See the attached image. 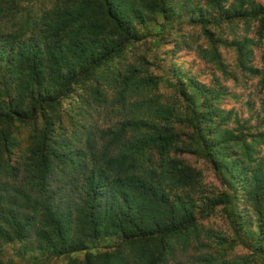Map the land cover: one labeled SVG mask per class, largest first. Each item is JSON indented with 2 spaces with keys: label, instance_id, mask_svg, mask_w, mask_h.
<instances>
[{
  "label": "trees",
  "instance_id": "obj_1",
  "mask_svg": "<svg viewBox=\"0 0 264 264\" xmlns=\"http://www.w3.org/2000/svg\"><path fill=\"white\" fill-rule=\"evenodd\" d=\"M24 1L31 0H0V22L12 23ZM177 16L207 39L202 58L220 64L223 44L264 91V50L262 66L251 63L264 42V6L254 0H55L21 24L22 36L36 30L34 44L0 23V156L14 148L19 129L27 132L24 161L13 169L0 164V264H16L3 258V247L14 245L15 257L30 252L33 264L264 262V97L255 131L239 122L228 128L221 90L193 77L162 79L148 63L116 62L154 36L152 26L160 36ZM239 24L243 36L235 35ZM225 28L233 38L221 39ZM162 81L178 102L163 100ZM79 86L98 109L84 115L89 126L75 127L76 147L65 137V119L74 125L77 109L65 115L62 106ZM95 116L109 124L92 130ZM183 155L208 163L218 189ZM216 212L229 234L202 225ZM110 238L116 244L105 252L75 257ZM237 245L249 254L222 257Z\"/></svg>",
  "mask_w": 264,
  "mask_h": 264
},
{
  "label": "rangeland",
  "instance_id": "obj_2",
  "mask_svg": "<svg viewBox=\"0 0 264 264\" xmlns=\"http://www.w3.org/2000/svg\"><path fill=\"white\" fill-rule=\"evenodd\" d=\"M196 2L197 0H192ZM203 2V0H200ZM257 3L264 6V0H254ZM55 4V0H31L24 1L21 6L12 11L10 15L11 22L2 21L0 23L5 24L7 28H12L14 36L21 35V24L26 21L32 22V18H36L44 11L50 9ZM29 13V17L26 16ZM182 17H175L171 20V25L167 27V31L160 36H155L159 32V26H152L150 33H154V36L144 38L143 40L135 43L129 50L124 52L122 56L116 60L122 65L129 63H148L146 69H148L153 75L161 77L162 79H168L175 81L176 77L183 76L185 78L193 77L200 83L211 87L216 90H221L225 93L223 98L219 102V107L225 112L230 113L229 120L227 122L228 128H235L238 122L246 127L255 131V127L258 124V120L262 113L260 112V101L264 97V91H261L257 85V78L244 74L238 67H236V53L226 47L223 44H218L217 51L219 52V62H214L209 59H204L199 55L198 49L201 46L203 49H208V41L201 34L199 27L187 24V19ZM36 30L30 28L26 33L29 39L32 38V44L36 41V34H33ZM37 33V32H36ZM217 33H222L221 39L229 40L234 37L230 33L229 29L225 28ZM22 36L20 41H28V37ZM164 35V36H163ZM236 36H243V25L239 24L235 33ZM249 37H253V34H249ZM0 50H4L6 47L5 36L0 34ZM163 39V40H162ZM17 41V40H16ZM264 50V42L259 48L254 49V59H252V65L255 67H261V55ZM151 65V66H150ZM90 87L97 90V85ZM82 90V91H81ZM164 101H179L175 97L174 90L169 88L162 81L160 84V91L158 92ZM93 100H90L89 92L82 86L76 87L74 92L67 97V100L63 103L62 113H67L72 108V105L77 109L78 116L75 119L74 125L65 119L68 126H65L70 130L65 136L66 139L73 141L74 146H81V134L78 133L74 137L76 126H89V121L84 120V115L87 113L96 114L97 107ZM64 115V116H65ZM97 123L93 124L92 130L96 128L106 127L109 124L108 120L103 118L98 119L95 116ZM85 122V123H84ZM87 124V125H86ZM27 132L23 129H19L16 134L12 136L14 148L10 149L7 153L0 156V164L3 163L4 167L13 169L22 163L25 159L26 146H27ZM57 139V138H56ZM58 140V139H57ZM181 158L189 163L193 168L200 171L203 177V182L206 186L212 187L211 189H218L219 184L215 179L209 164L203 159H199L194 156L183 155ZM65 166L66 164L63 163ZM13 166V168L11 167ZM202 225L206 228H210L215 232L228 233L227 222L225 218L216 212L209 219L202 222ZM116 240L110 238L109 240H100L96 245L91 246L87 251L78 253L75 255L78 259H83L86 253H101L107 249L115 246ZM18 249V245L4 246L3 258H11L16 264H33L29 259V253L24 260H20L15 257V253ZM211 253L214 251L210 250ZM249 251L241 245H237L232 251L222 256L224 259L233 260L240 257H246ZM38 260H41V256L36 254ZM65 260L62 259H50L47 264H64ZM256 264H264V262H257Z\"/></svg>",
  "mask_w": 264,
  "mask_h": 264
}]
</instances>
